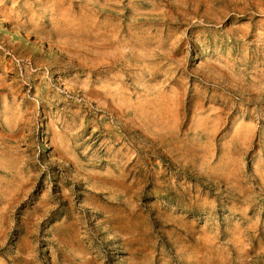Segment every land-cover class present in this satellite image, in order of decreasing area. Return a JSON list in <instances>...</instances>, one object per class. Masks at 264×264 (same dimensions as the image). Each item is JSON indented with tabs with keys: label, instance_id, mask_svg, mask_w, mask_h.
<instances>
[{
	"label": "rangeland",
	"instance_id": "obj_1",
	"mask_svg": "<svg viewBox=\"0 0 264 264\" xmlns=\"http://www.w3.org/2000/svg\"><path fill=\"white\" fill-rule=\"evenodd\" d=\"M0 264H264V0H0Z\"/></svg>",
	"mask_w": 264,
	"mask_h": 264
},
{
	"label": "bare ground",
	"instance_id": "obj_2",
	"mask_svg": "<svg viewBox=\"0 0 264 264\" xmlns=\"http://www.w3.org/2000/svg\"><path fill=\"white\" fill-rule=\"evenodd\" d=\"M21 31V30H20ZM37 41V40H36Z\"/></svg>",
	"mask_w": 264,
	"mask_h": 264
}]
</instances>
